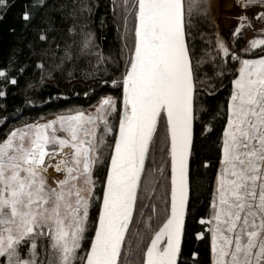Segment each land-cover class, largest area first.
<instances>
[{
	"label": "snow or ice",
	"instance_id": "obj_1",
	"mask_svg": "<svg viewBox=\"0 0 264 264\" xmlns=\"http://www.w3.org/2000/svg\"><path fill=\"white\" fill-rule=\"evenodd\" d=\"M44 3L34 0L24 5L25 27ZM237 5L264 9V0H237ZM8 6L7 0H0V13H6ZM192 7L188 5L186 19L185 0H123L121 52L127 49V57L124 70L111 81L120 92L122 107L117 97L105 95L94 113L77 109L43 123L34 121L12 129L0 141V257L5 258L0 264H38V237L48 238L49 264L53 257L54 264H74L85 241L90 243L82 264H120L126 231L138 201L142 205L146 194L141 191V174L150 151L155 155L153 145L161 123L166 124L164 142L170 138V208L166 202V218L147 245L142 264H178L190 196L194 88L200 65L186 40L193 24ZM129 15L134 17L131 27ZM257 15L264 20V11ZM41 24L34 28L36 40L29 41V47L39 41L50 50L55 44L54 37L49 39L52 19L42 18ZM240 31L237 26L233 36ZM258 44L264 47V39L251 40L242 51ZM92 46L89 32L84 47ZM217 47L225 56L237 58L222 39L217 40ZM65 55L70 56L67 48ZM232 85L212 200V264H264V55L241 59ZM109 114L118 116V126L109 123ZM100 124L113 137L108 160L97 146L104 143L102 137L97 138ZM65 146L72 151L64 153ZM54 157L55 170L65 175L63 179L51 177L54 184H49L47 169ZM97 165L103 180L94 177ZM98 181L102 192L97 196ZM93 207L97 215L90 225ZM90 228H94L92 235ZM29 241L30 257H25Z\"/></svg>",
	"mask_w": 264,
	"mask_h": 264
},
{
	"label": "trees",
	"instance_id": "obj_2",
	"mask_svg": "<svg viewBox=\"0 0 264 264\" xmlns=\"http://www.w3.org/2000/svg\"><path fill=\"white\" fill-rule=\"evenodd\" d=\"M34 0H7L6 13H0V141L16 126L59 113L83 110L105 95L119 99L120 92L111 81L124 70L127 49L121 52L123 34L122 0H45L38 5L30 25L24 26V5ZM192 7V27L186 37L195 60H200L195 82L194 150L190 158V196L182 239V254L178 264H211L209 234L201 223L209 214L213 183L221 157V137L227 122V102L236 78V62L223 57L216 46L214 22L206 0H185ZM31 10V9H30ZM50 17L55 38L51 46L36 40V26L43 27L42 18ZM119 26V27H118ZM92 34L94 46L84 47L87 33ZM59 45L57 48L56 45ZM131 46V43L129 44ZM68 49L70 56L65 55ZM83 49V50H82ZM54 53V54H53ZM9 59L12 63L9 64ZM59 65V67H56ZM71 73V75H69ZM15 79L17 83L13 84ZM165 127V123H161ZM205 125H209L207 130ZM159 126V125H158ZM112 140L105 143L102 156L106 160ZM160 153L155 156L162 160ZM168 157V156H167ZM166 157L165 180L160 189L159 227L164 216L165 203L169 204V158ZM205 161L208 163L205 164ZM100 165L94 167V177ZM106 171V168H105ZM99 189V181L97 182ZM99 189L97 196L101 193ZM167 192V195L165 193ZM94 196L93 199H97ZM155 202V197L151 203ZM149 215L151 214L148 207ZM90 225L97 209L90 208ZM156 228V224L148 229ZM143 231L148 229L140 225ZM94 228H90L89 235ZM197 233L202 235L197 236ZM144 236L135 251L136 264L142 262L147 239ZM90 241L82 242L86 251ZM43 245V246H42ZM135 247V246H134ZM133 247V248H134ZM26 251V249H24ZM38 264H49L48 238H37ZM137 252V253H136ZM121 262V258H119Z\"/></svg>",
	"mask_w": 264,
	"mask_h": 264
},
{
	"label": "rangeland",
	"instance_id": "obj_3",
	"mask_svg": "<svg viewBox=\"0 0 264 264\" xmlns=\"http://www.w3.org/2000/svg\"><path fill=\"white\" fill-rule=\"evenodd\" d=\"M123 1V0H122ZM207 7L209 14L214 22V28H215V40H216V46H217V40L222 39L226 46L229 48L230 53L235 52L236 53V59H233L231 55L225 56L223 52L220 51L223 57H230L231 60L236 62V71L237 76H239V68H240V62L241 59H257L259 56L264 55V47L261 45H257L255 48H251L250 51L244 52L242 49L249 47V42L253 39H259L258 36H263L262 39H264V20H261L259 16L257 15L260 11H264L261 7L258 5L256 7H248L244 8L242 6L237 5V0H206ZM241 3H243V0H241ZM244 15L247 16L248 19L244 21H239L237 17ZM134 17L132 15H129V26L131 27L133 25ZM241 26V31L233 36V30L237 27ZM124 31V29H123ZM241 41H243L241 43ZM241 43V44H240ZM256 52V53H255ZM249 53H253V56H250L251 58H248ZM233 88V87H232ZM231 96V95H230ZM230 99V98H229ZM100 99H98L95 103H93L91 106L83 109L86 113H94L96 110V107L98 105ZM118 103L121 106V99H118ZM70 113H59V114H53L50 116H46L43 118H40L36 121H39L41 123L46 122L47 120L54 119L58 115H68ZM109 123L116 127L118 126V116L115 114H109ZM34 122V121H33ZM32 123V122H30ZM30 123H24L16 126L15 128H20L25 124ZM97 138H103L104 143L100 144L98 143V148L100 150V154H103V150L105 148V143L108 140H113L111 133H104L103 125L100 124L97 129ZM58 135H66L62 131H58ZM166 135V124L164 125L160 124L158 126V132L155 135V143L153 145V148L155 149V155L160 153L163 155L162 160L157 158L155 155L153 156L152 152L150 151L149 155L146 158L145 162V168L142 173V181H141V191L144 192L146 190V194L143 196V204L141 205L138 201L137 208L134 210V218L130 223V226L128 228V231L126 233L123 246L121 249V255L119 258H121L120 264H136L135 260V251H137V248L141 242H143V239L140 237H144L147 239L144 251L142 253V261H143V255L146 251L147 245L151 243V238L155 231L159 228L157 227V219L160 216L159 214V206L160 204V197L159 192L156 193V188L161 187L163 181L165 180V172H166V157L168 156V140L165 143L164 137ZM65 148L68 149L67 153H70L72 149L70 146H65ZM163 149V151H161ZM222 149V148H221ZM160 155V156H161ZM221 156H222V150H221ZM169 158V156L167 157ZM161 166H163L164 171L162 172ZM221 168V157L219 160V165L217 168L218 170ZM216 172V174H217ZM94 173V169H93ZM48 175V174H47ZM49 176V175H48ZM50 177V176H49ZM169 178V177H168ZM49 184H54V181L49 179ZM216 187V177L213 183V191H212V197H211V203H210V209L209 214L207 218L204 220V223L206 224L207 231L209 234V243H210V257H211V264H212V251H211V228H212V222L210 221L211 215H212V200H213V192ZM154 193V194H153ZM155 197V202L151 203L152 200ZM169 198V196H168ZM148 207H150L151 214L149 215ZM153 224H156V228L152 230L153 228L148 229L149 227H152ZM140 225H142L144 228L146 227L148 231H143L140 228ZM41 238V237H38ZM246 242V241H245ZM90 243V242H89ZM135 246V247H134ZM31 247V241L28 242L27 246H24V255L25 257H30V253L28 252V249ZM134 247V248H133ZM51 251L49 247V252ZM79 255L74 260V264H82L81 257L84 256L85 251H81V249L77 250ZM137 253V252H136ZM38 256L36 255L35 259ZM5 258L0 257V261H3ZM53 259V264L55 257ZM142 264V262H140Z\"/></svg>",
	"mask_w": 264,
	"mask_h": 264
},
{
	"label": "bare ground",
	"instance_id": "obj_4",
	"mask_svg": "<svg viewBox=\"0 0 264 264\" xmlns=\"http://www.w3.org/2000/svg\"><path fill=\"white\" fill-rule=\"evenodd\" d=\"M63 152H64V153H67V152H68V149H67V148H64V149H63ZM55 163H56V158L54 157V158L52 159V161H51V164H52L53 166L48 167V169H47V174H48L50 177H55L56 179H63L65 173H64L63 171H59V172H57V171L55 170V167H54Z\"/></svg>",
	"mask_w": 264,
	"mask_h": 264
},
{
	"label": "water",
	"instance_id": "obj_5",
	"mask_svg": "<svg viewBox=\"0 0 264 264\" xmlns=\"http://www.w3.org/2000/svg\"><path fill=\"white\" fill-rule=\"evenodd\" d=\"M194 92H195V88H194ZM121 107H122V100H121ZM193 130H194V121H193ZM168 145H169V149H170V138L168 139ZM191 158V156H190ZM110 159V158H109ZM146 162V161H145ZM143 173V172H142ZM142 175V174H141ZM189 175H190V172H189ZM170 177H171V162H170V157H169V204H168V207L170 208V185H171V180H170ZM102 192V191H101ZM188 209V207H187ZM186 214H187V210H186V213H185V221H186ZM131 223V222H130ZM163 223V222H162ZM130 226V224H129ZM162 226V224L160 225ZM159 226V227H160ZM159 228L156 230L158 231ZM128 231V230H127ZM126 231V233H127ZM93 234H94V230H93ZM154 235V234H153ZM126 236V234H125ZM182 239H183V235H182ZM182 239H181V243H182ZM124 242V241H123ZM123 242H122V246H123ZM164 241H161V243H163ZM122 246H121V249H122ZM179 258H180V255L177 257V260L179 261Z\"/></svg>",
	"mask_w": 264,
	"mask_h": 264
},
{
	"label": "flooded vegetation",
	"instance_id": "obj_6",
	"mask_svg": "<svg viewBox=\"0 0 264 264\" xmlns=\"http://www.w3.org/2000/svg\"><path fill=\"white\" fill-rule=\"evenodd\" d=\"M255 53H256V52H255ZM249 54H250V55H248V58H251L250 56H253V55H252L253 53H252V54H251V53H249ZM263 54H264V52H263Z\"/></svg>",
	"mask_w": 264,
	"mask_h": 264
},
{
	"label": "crops",
	"instance_id": "obj_7",
	"mask_svg": "<svg viewBox=\"0 0 264 264\" xmlns=\"http://www.w3.org/2000/svg\"><path fill=\"white\" fill-rule=\"evenodd\" d=\"M258 37H260L259 39H262L263 36L260 35V36H258ZM242 42H243V41H241V43H242ZM241 43H240V44H241Z\"/></svg>",
	"mask_w": 264,
	"mask_h": 264
}]
</instances>
